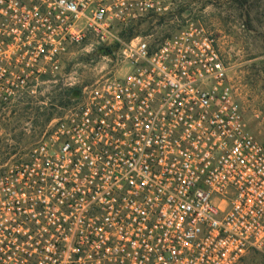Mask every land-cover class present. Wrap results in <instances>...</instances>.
Here are the masks:
<instances>
[{
	"label": "built area",
	"instance_id": "built-area-1",
	"mask_svg": "<svg viewBox=\"0 0 264 264\" xmlns=\"http://www.w3.org/2000/svg\"><path fill=\"white\" fill-rule=\"evenodd\" d=\"M174 6L0 0V112L72 47L119 46L115 67L0 173V264H239L264 249V143L219 37L194 18L158 40L122 36Z\"/></svg>",
	"mask_w": 264,
	"mask_h": 264
},
{
	"label": "rangeland",
	"instance_id": "rangeland-1",
	"mask_svg": "<svg viewBox=\"0 0 264 264\" xmlns=\"http://www.w3.org/2000/svg\"><path fill=\"white\" fill-rule=\"evenodd\" d=\"M187 18L200 19L219 37L248 127L264 143V0H175L174 13L133 21L122 36L130 40L152 34L149 39L158 40ZM118 51V45L97 41L72 47L61 69L40 80L35 93L17 96L0 112V173L24 158L50 122L67 113L86 87L115 67ZM61 97L69 100L67 106L60 103ZM239 264H264V249Z\"/></svg>",
	"mask_w": 264,
	"mask_h": 264
},
{
	"label": "trees",
	"instance_id": "trees-1",
	"mask_svg": "<svg viewBox=\"0 0 264 264\" xmlns=\"http://www.w3.org/2000/svg\"><path fill=\"white\" fill-rule=\"evenodd\" d=\"M61 96V95H60ZM57 99H59V97H57ZM60 103L61 104H65L66 106L69 104V100H63V97L60 98Z\"/></svg>",
	"mask_w": 264,
	"mask_h": 264
}]
</instances>
